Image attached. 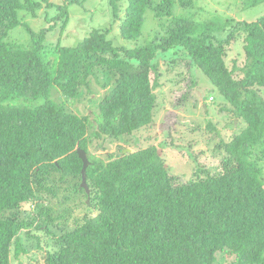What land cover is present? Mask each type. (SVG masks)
I'll return each mask as SVG.
<instances>
[{
  "label": "trees",
  "instance_id": "obj_1",
  "mask_svg": "<svg viewBox=\"0 0 264 264\" xmlns=\"http://www.w3.org/2000/svg\"><path fill=\"white\" fill-rule=\"evenodd\" d=\"M110 5L123 39L140 38L147 11L157 20L153 36L128 48L97 28L75 46L47 45L46 29L26 27L31 39L23 45L8 40L23 24L20 13L36 16L44 5L0 0V264H218L223 252L233 264H264V15L203 18L195 0ZM58 17L64 31L66 4ZM239 39L245 60L230 67L227 49ZM198 70L224 96L220 111L237 127L230 135L206 121L202 129L224 154L218 170L199 164L188 177L172 174L163 147L177 146L167 131L159 146L127 154L120 147L107 159L91 154L94 139L126 142L149 132L166 107L157 94L165 82L167 104L187 106ZM94 83L106 93L90 134L92 116L65 103ZM54 87L60 103L51 99ZM188 142L185 149H196L195 139ZM79 149L90 161L88 192ZM81 193L85 200L72 203Z\"/></svg>",
  "mask_w": 264,
  "mask_h": 264
},
{
  "label": "rangeland",
  "instance_id": "obj_2",
  "mask_svg": "<svg viewBox=\"0 0 264 264\" xmlns=\"http://www.w3.org/2000/svg\"><path fill=\"white\" fill-rule=\"evenodd\" d=\"M39 1L44 7L40 8L36 16L22 11L20 13V18L23 24L11 32L8 40L27 45L31 39L26 28L28 27L34 32H40L42 29H46L44 43L47 45H55L60 41L64 46H75L87 37L93 29L109 28L110 31L107 37L112 40L114 45L133 48L142 46L150 39L157 26V20L154 14L151 11H147L143 32L140 38L137 40H126L120 35V19L113 15L110 0H48V3L52 4L51 6L41 0ZM195 1L197 3L196 10L203 18L210 19L212 17H219L225 19L230 17L236 20L252 21L264 15V1L254 4V6H250V2L253 0ZM64 4L68 6L69 22L63 31V20L58 17V13L59 6ZM242 41V39H239L227 49V61L230 67L235 60L239 65L244 63L245 57ZM161 65L162 69L165 70V65L163 63H161ZM197 74L198 84L194 92V98L187 106L175 110L167 104V101H169L171 84L165 82L163 87L157 91V94L163 101L162 105L166 107L160 111L155 125L149 132L142 133V135H133L132 138H127L126 142L108 139L106 142H103L104 140L102 139H94L90 147L91 154L107 159L109 154L118 155L120 153V147L131 149L133 152L137 148L146 147L149 144L159 146V143L163 141L167 135L165 134V131H167L175 138L174 144L178 148L177 151L176 147H174L175 149L171 146L165 147L167 144H165L164 147L162 146L165 149L164 157L166 158L172 174L188 177L199 164L206 166L211 172L218 170L220 161L224 158V154L220 153L219 150H214L213 146L207 144L206 141L210 133L207 131L205 132L206 135H203L202 129L208 126V122L206 121L214 122L219 128L220 133L224 130L226 134L230 133V135H232V131L237 127L233 118L229 116L227 118L226 115L222 114L220 111L221 108L226 106L224 96L202 71L198 70ZM164 80L165 77L163 78V81ZM104 93H106V90L102 88L101 85L94 83L91 87V92L84 90L80 97L74 100H67L65 106L79 115H91V119L93 120L95 118L93 116V111H97V106L100 99L105 95ZM210 97L215 100L213 102L210 101ZM204 98L208 100L207 111L203 106ZM51 99L57 103L63 100L56 87H54L52 91ZM164 101L166 102L164 103ZM42 102L43 100L39 101V103ZM169 111H171V113H168ZM175 114L178 116L176 120ZM92 122L93 126L89 129L90 134L93 133L96 127L94 120ZM195 127H197L196 130L192 131ZM236 131L238 132V130ZM138 138L140 140L135 142L134 140ZM190 138L197 141L198 144L193 146H196V149H190L188 146L187 149H185L183 143H185V146L188 145V141L191 140ZM200 148H209V150L200 151ZM84 200L81 193L80 197L73 200L72 203L80 204ZM53 205L58 204H55L54 201ZM66 207L67 206H61L58 208V216L64 212ZM36 256L40 257V261H42L40 254ZM234 259V256L227 255L225 252L219 253L218 264H233Z\"/></svg>",
  "mask_w": 264,
  "mask_h": 264
},
{
  "label": "water",
  "instance_id": "obj_3",
  "mask_svg": "<svg viewBox=\"0 0 264 264\" xmlns=\"http://www.w3.org/2000/svg\"><path fill=\"white\" fill-rule=\"evenodd\" d=\"M127 153H132V150L131 149H125L124 154H127ZM78 154H79V156L82 159L83 164H84L83 169H82V176H83L82 187L86 188V190L88 192L87 183H86V171H87V168L90 164V161H89L87 153L84 150L79 149Z\"/></svg>",
  "mask_w": 264,
  "mask_h": 264
}]
</instances>
